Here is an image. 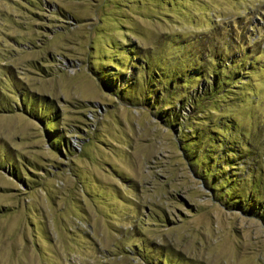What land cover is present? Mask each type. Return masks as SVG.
<instances>
[{"label":"rangeland","instance_id":"obj_1","mask_svg":"<svg viewBox=\"0 0 264 264\" xmlns=\"http://www.w3.org/2000/svg\"><path fill=\"white\" fill-rule=\"evenodd\" d=\"M0 264H264V0H0Z\"/></svg>","mask_w":264,"mask_h":264},{"label":"trees","instance_id":"obj_2","mask_svg":"<svg viewBox=\"0 0 264 264\" xmlns=\"http://www.w3.org/2000/svg\"><path fill=\"white\" fill-rule=\"evenodd\" d=\"M212 58H213V60L219 59V55H213ZM224 61H225V60H224ZM181 74H182L181 72H180V73H177V75L175 76V78L177 77L176 80L182 78V75H181ZM200 74H201V72H199L197 75H200ZM204 74H205V73H203V75H204ZM205 76H206V77H205ZM205 76H203L202 78H203V80H205L206 83H207L206 80H209V85H208V87H209L210 89H211V88L214 89L215 87H217V85H218V81H219V80L216 79L215 73L212 74L211 77H209V78H208L207 76H210V73H208V74L205 75ZM122 79H123V78H122ZM100 80L102 81V78H100ZM205 82H204V83H205ZM172 84H174L173 81L171 82V85H172ZM34 115H35V116H34ZM33 116L36 117V118L38 117V118L40 119V121L43 120V118H42L43 116H42L40 113H37V114L34 113Z\"/></svg>","mask_w":264,"mask_h":264}]
</instances>
